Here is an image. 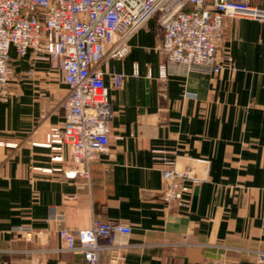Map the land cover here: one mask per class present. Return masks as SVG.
<instances>
[{
    "label": "crops",
    "instance_id": "crops-1",
    "mask_svg": "<svg viewBox=\"0 0 264 264\" xmlns=\"http://www.w3.org/2000/svg\"><path fill=\"white\" fill-rule=\"evenodd\" d=\"M161 40L152 17L124 58L100 64L110 143L90 163L88 181L68 177L76 166L66 148L45 146L49 129L64 125L61 71L10 50L14 80L0 101V264H85L59 250L57 227L46 222L59 214L71 230L93 219L129 225V235L116 237L127 246L117 264H264V22L224 21L217 56L233 68L214 75L169 68L161 79ZM113 72L127 76L118 89ZM153 149L174 151L178 166L191 170L186 208L165 202ZM110 258L102 253L99 264Z\"/></svg>",
    "mask_w": 264,
    "mask_h": 264
},
{
    "label": "built area",
    "instance_id": "built-area-1",
    "mask_svg": "<svg viewBox=\"0 0 264 264\" xmlns=\"http://www.w3.org/2000/svg\"><path fill=\"white\" fill-rule=\"evenodd\" d=\"M152 17L162 30L156 47L163 57L160 78L167 69L214 75L233 68L231 59H219L217 48L224 35L226 19L264 22V5L254 0H0V101L10 94L14 70L10 50L23 57L45 61L61 71L67 94L62 101L64 125L52 127L45 146L52 151L66 148L76 169L69 178L90 179L89 165L105 153L110 143V106L106 96V58L122 59L129 52L128 40ZM131 76H138L133 67ZM127 76L111 73L115 88ZM153 161L166 183L165 202L186 208L190 169L178 166L174 151L153 149ZM56 225L59 250L81 255L85 264H99L102 253L117 264L127 246L117 236L129 235L127 224L93 219L88 228L71 230L63 215L46 219ZM12 233L35 235L31 227H15ZM264 259V256L259 257Z\"/></svg>",
    "mask_w": 264,
    "mask_h": 264
},
{
    "label": "water",
    "instance_id": "water-1",
    "mask_svg": "<svg viewBox=\"0 0 264 264\" xmlns=\"http://www.w3.org/2000/svg\"><path fill=\"white\" fill-rule=\"evenodd\" d=\"M198 194H199V185L195 184V185H193V188H192L190 205H189V209L191 212H195V210H196L197 201H198Z\"/></svg>",
    "mask_w": 264,
    "mask_h": 264
}]
</instances>
